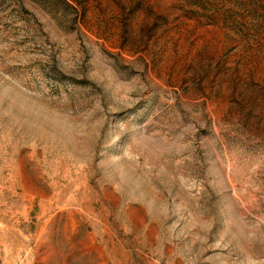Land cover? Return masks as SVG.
Masks as SVG:
<instances>
[{"label": "rangeland", "instance_id": "1", "mask_svg": "<svg viewBox=\"0 0 264 264\" xmlns=\"http://www.w3.org/2000/svg\"><path fill=\"white\" fill-rule=\"evenodd\" d=\"M0 264H264V0H0Z\"/></svg>", "mask_w": 264, "mask_h": 264}]
</instances>
